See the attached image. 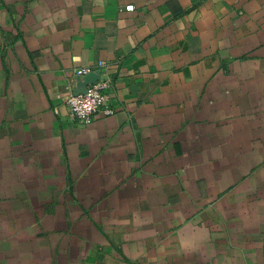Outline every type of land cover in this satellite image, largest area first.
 <instances>
[{"label": "crops", "instance_id": "obj_1", "mask_svg": "<svg viewBox=\"0 0 264 264\" xmlns=\"http://www.w3.org/2000/svg\"><path fill=\"white\" fill-rule=\"evenodd\" d=\"M0 264H264V0H0Z\"/></svg>", "mask_w": 264, "mask_h": 264}, {"label": "built area", "instance_id": "obj_2", "mask_svg": "<svg viewBox=\"0 0 264 264\" xmlns=\"http://www.w3.org/2000/svg\"><path fill=\"white\" fill-rule=\"evenodd\" d=\"M128 10L133 9V5L127 6ZM104 63L100 62L94 67L86 66L77 68V78H83L91 72L99 73V80L86 87H68L63 103L68 110V118L78 122H90L96 115H111L114 108L111 104L110 92L113 85L112 78L102 73Z\"/></svg>", "mask_w": 264, "mask_h": 264}, {"label": "water", "instance_id": "obj_3", "mask_svg": "<svg viewBox=\"0 0 264 264\" xmlns=\"http://www.w3.org/2000/svg\"><path fill=\"white\" fill-rule=\"evenodd\" d=\"M99 80V73L98 72H91L86 74L83 78H79L78 87H86L89 84L96 83Z\"/></svg>", "mask_w": 264, "mask_h": 264}]
</instances>
